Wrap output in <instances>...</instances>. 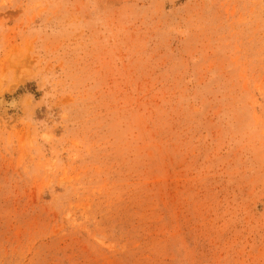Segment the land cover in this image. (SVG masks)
<instances>
[{"label": "rangeland", "instance_id": "1", "mask_svg": "<svg viewBox=\"0 0 264 264\" xmlns=\"http://www.w3.org/2000/svg\"><path fill=\"white\" fill-rule=\"evenodd\" d=\"M0 264H264V0H0Z\"/></svg>", "mask_w": 264, "mask_h": 264}]
</instances>
